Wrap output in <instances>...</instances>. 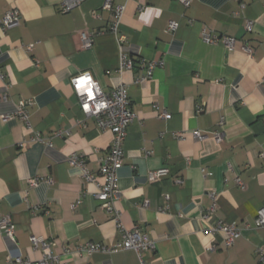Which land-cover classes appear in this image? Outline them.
Instances as JSON below:
<instances>
[{
	"label": "crops",
	"instance_id": "crops-1",
	"mask_svg": "<svg viewBox=\"0 0 264 264\" xmlns=\"http://www.w3.org/2000/svg\"><path fill=\"white\" fill-rule=\"evenodd\" d=\"M104 1L84 0L61 14L63 0H0V17L9 9L21 16L18 26L0 29V96L6 97L0 101V217L14 226L13 239L0 232V264L17 256L39 260L31 236L47 240L66 264H141L133 251L84 258L64 252L120 239L93 199L96 186L67 162L73 153L81 156L98 180L112 140L79 111L70 81L80 74L105 93L128 87L137 119L124 142L116 206L125 229L137 226L154 242L141 254L143 263L264 264L256 255L264 227L254 224L264 209V0H193L186 9L178 0H112L125 7L121 47L109 32ZM169 21L177 23L173 33L166 32ZM204 28L233 39L234 49L204 43ZM82 33L93 36L87 49ZM120 52L135 61L132 70L118 71ZM141 60L160 65L151 79L133 85ZM20 100L30 101L31 131L16 117L1 121ZM35 134L51 146L30 143ZM160 169L167 175L152 179ZM29 179L37 185L29 187ZM217 222L240 229L231 247L208 232Z\"/></svg>",
	"mask_w": 264,
	"mask_h": 264
},
{
	"label": "built area",
	"instance_id": "built-area-1",
	"mask_svg": "<svg viewBox=\"0 0 264 264\" xmlns=\"http://www.w3.org/2000/svg\"><path fill=\"white\" fill-rule=\"evenodd\" d=\"M84 0H63L59 12L66 14L78 7ZM193 0H178L184 9L188 8ZM104 11L111 13L109 32L116 37L118 45L121 47L126 42V39L119 32V26L124 13V5H113L112 0H105L102 6ZM143 8L140 7L139 11ZM97 18L98 16L95 15ZM21 16L15 9H9L0 17V29L3 31L18 26ZM246 31L253 30V23L248 21L245 25ZM177 29V23L169 21L166 32L173 33ZM82 47L87 49L93 43V36L90 34L82 33L80 35ZM201 40L206 44L222 43L224 47L232 51L234 49V40L228 37H218L212 34L208 29H202L200 32ZM32 46L27 47V51H31ZM243 50L251 54L249 47H244ZM137 66L142 70V74L133 80V85L142 81L151 79L153 71L160 63H152L146 61L136 62ZM135 67V61L130 58L127 53L120 52L118 71L121 73L124 70H132ZM3 79V76H0ZM71 85L73 92L78 100L79 111L84 117L92 118L100 131H108L112 135V140L107 156L101 161L99 170L97 172L98 180L95 175L90 173L86 167L84 160L81 156L73 153L67 158V162L71 167L78 168L81 173L82 179L86 183H93L96 186V192L93 194V199L96 201L100 209L108 215L116 224L117 231L120 233V239L112 244L101 243H86L77 245L73 250L65 249L66 254L74 253L80 258L89 257L93 254H116L122 251H133L140 260L141 254L145 251L154 248V242L151 241L147 235L140 231L135 226L130 230L125 229L121 222V212L117 208L116 203L118 200L117 191V173L123 165L124 159V142L127 137L129 126L137 119L136 114L130 108V102L127 94V85L119 84L112 91L105 93L98 83L89 74H80L71 78ZM264 85V79L261 82ZM6 100L5 96H0V101ZM30 101L20 100L16 105V111L9 115L1 117L2 122H7L14 117L18 118L24 127L31 131L30 123L28 120L27 107ZM160 118L168 119L166 114H161ZM60 133H56L59 136ZM196 139H201L200 133H194ZM217 142H221V136L214 134ZM30 143H41L42 145L51 146L50 141L41 139L38 135H34L29 139ZM22 146V145H21ZM167 175L165 169H160L151 174V178L161 177ZM48 184L51 181H46ZM29 187H34L38 183V179H29L27 181ZM239 186L243 188L241 182ZM143 203L142 207H146ZM212 210V209H211ZM254 224L256 227H264V209H259L256 213ZM208 232L211 235H222L223 245L229 248L233 245L236 239L241 235L234 223L217 222L210 226ZM0 232L7 238H14V226L9 217H0ZM30 245L33 250L41 253V258L36 261L23 259L20 256L8 258V264H66L54 255L49 247L47 240L42 237L31 236ZM214 247H210L209 251H213ZM256 255L261 263H264V247L256 249Z\"/></svg>",
	"mask_w": 264,
	"mask_h": 264
}]
</instances>
